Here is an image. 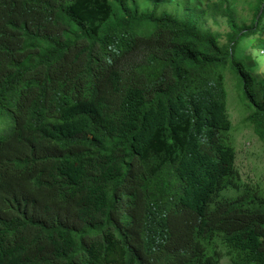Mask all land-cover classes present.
I'll return each mask as SVG.
<instances>
[{
    "label": "trees",
    "instance_id": "obj_1",
    "mask_svg": "<svg viewBox=\"0 0 264 264\" xmlns=\"http://www.w3.org/2000/svg\"><path fill=\"white\" fill-rule=\"evenodd\" d=\"M263 53L264 0H0V264H264Z\"/></svg>",
    "mask_w": 264,
    "mask_h": 264
},
{
    "label": "rangeland",
    "instance_id": "obj_2",
    "mask_svg": "<svg viewBox=\"0 0 264 264\" xmlns=\"http://www.w3.org/2000/svg\"><path fill=\"white\" fill-rule=\"evenodd\" d=\"M237 9L242 13H248L247 5L239 4L237 5ZM207 25H211L213 30H219L221 32H224L227 29V24L224 20H220L219 23L208 22ZM256 73L258 75L264 74V56L258 63ZM248 131L249 129L239 131L240 135L237 138V140L240 142L238 162L241 165V170L244 174V177L252 178L257 172L264 170V151H262L259 147L254 146L256 139L244 136V134H248ZM256 152L258 153L254 155Z\"/></svg>",
    "mask_w": 264,
    "mask_h": 264
},
{
    "label": "clouds",
    "instance_id": "obj_3",
    "mask_svg": "<svg viewBox=\"0 0 264 264\" xmlns=\"http://www.w3.org/2000/svg\"><path fill=\"white\" fill-rule=\"evenodd\" d=\"M150 2H152V1H150ZM179 11H182V10H179Z\"/></svg>",
    "mask_w": 264,
    "mask_h": 264
}]
</instances>
